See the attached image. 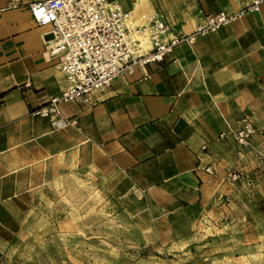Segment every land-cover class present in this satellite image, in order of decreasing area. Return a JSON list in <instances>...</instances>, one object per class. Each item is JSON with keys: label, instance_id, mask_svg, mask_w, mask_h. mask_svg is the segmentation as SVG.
Returning a JSON list of instances; mask_svg holds the SVG:
<instances>
[{"label": "crops", "instance_id": "1", "mask_svg": "<svg viewBox=\"0 0 264 264\" xmlns=\"http://www.w3.org/2000/svg\"><path fill=\"white\" fill-rule=\"evenodd\" d=\"M37 1L0 0V264L17 262L32 212L49 200L54 168L70 163L92 170L111 198L129 203L145 236L141 246L188 247L165 264H264V167L219 138L246 116L264 126V5L178 46L162 65L116 79L95 94L93 107L62 105L64 123L53 126L33 111L67 82L44 54L50 29L32 19ZM109 1L130 12L134 25L159 15L178 36L252 2ZM253 146L264 150V141ZM231 172L241 180L232 183ZM208 230L222 236L205 241L200 233Z\"/></svg>", "mask_w": 264, "mask_h": 264}, {"label": "built area", "instance_id": "2", "mask_svg": "<svg viewBox=\"0 0 264 264\" xmlns=\"http://www.w3.org/2000/svg\"><path fill=\"white\" fill-rule=\"evenodd\" d=\"M263 5L264 0H252L238 14L222 11L210 15L206 24L194 33L178 36L159 15L151 17L144 25H134L131 13L117 1H37L29 7L32 19L36 26L50 29L46 34L44 54L50 61H56L55 66L65 76L67 86L59 97L51 98L45 106L33 111V115L60 126L64 123L62 105L81 102L93 107L95 94L109 88L116 79L133 75L138 67L164 64L178 46L191 45L201 35L215 32L247 13L259 12ZM143 36L149 40L147 53L141 51L140 38ZM219 138L233 141L238 157L252 153L264 167V150L253 146L255 138L264 141V126H257L252 117L242 118L237 129L227 125ZM207 150V146L202 147V154L206 155ZM205 172L213 174V168L207 167ZM228 178L236 183L242 175L231 172Z\"/></svg>", "mask_w": 264, "mask_h": 264}, {"label": "rangeland", "instance_id": "3", "mask_svg": "<svg viewBox=\"0 0 264 264\" xmlns=\"http://www.w3.org/2000/svg\"><path fill=\"white\" fill-rule=\"evenodd\" d=\"M46 192L49 200L32 212L31 236L14 264H165L189 251L141 246L145 236L138 218L127 212L129 203L111 198L90 169L56 166ZM200 234L205 241L222 236Z\"/></svg>", "mask_w": 264, "mask_h": 264}, {"label": "bare ground", "instance_id": "4", "mask_svg": "<svg viewBox=\"0 0 264 264\" xmlns=\"http://www.w3.org/2000/svg\"><path fill=\"white\" fill-rule=\"evenodd\" d=\"M140 41H141L143 46H147V44H148V47L150 46L149 45V40H148V38L146 36L141 37Z\"/></svg>", "mask_w": 264, "mask_h": 264}]
</instances>
